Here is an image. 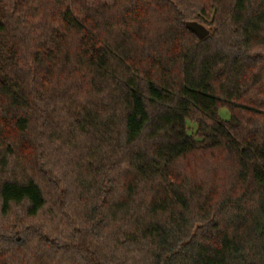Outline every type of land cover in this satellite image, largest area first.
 Segmentation results:
<instances>
[{"label": "trees", "instance_id": "obj_1", "mask_svg": "<svg viewBox=\"0 0 264 264\" xmlns=\"http://www.w3.org/2000/svg\"><path fill=\"white\" fill-rule=\"evenodd\" d=\"M0 264H264V0H0Z\"/></svg>", "mask_w": 264, "mask_h": 264}, {"label": "water", "instance_id": "obj_2", "mask_svg": "<svg viewBox=\"0 0 264 264\" xmlns=\"http://www.w3.org/2000/svg\"><path fill=\"white\" fill-rule=\"evenodd\" d=\"M188 28L194 32L200 39H203L209 35V29L197 22L188 23Z\"/></svg>", "mask_w": 264, "mask_h": 264}, {"label": "rangeland", "instance_id": "obj_3", "mask_svg": "<svg viewBox=\"0 0 264 264\" xmlns=\"http://www.w3.org/2000/svg\"><path fill=\"white\" fill-rule=\"evenodd\" d=\"M100 1H102V2H104V3H107V4H112L113 3V0H100ZM220 116L223 118V119H228L229 118V112L226 110V109H222L221 111H220ZM191 126V128L194 130L195 128H196V126H195V124L193 125H190Z\"/></svg>", "mask_w": 264, "mask_h": 264}]
</instances>
